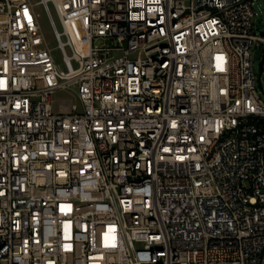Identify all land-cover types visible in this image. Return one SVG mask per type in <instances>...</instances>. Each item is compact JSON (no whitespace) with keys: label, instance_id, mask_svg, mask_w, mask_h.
<instances>
[{"label":"built area","instance_id":"built-area-1","mask_svg":"<svg viewBox=\"0 0 264 264\" xmlns=\"http://www.w3.org/2000/svg\"><path fill=\"white\" fill-rule=\"evenodd\" d=\"M252 5L0 0L1 262L264 264Z\"/></svg>","mask_w":264,"mask_h":264},{"label":"rangeland","instance_id":"rangeland-1","mask_svg":"<svg viewBox=\"0 0 264 264\" xmlns=\"http://www.w3.org/2000/svg\"><path fill=\"white\" fill-rule=\"evenodd\" d=\"M33 1L38 2L39 0H33ZM49 7L52 11L56 26H57L58 30L61 31L62 30L61 24L59 22V19L55 13V10H54L51 2H49ZM252 7H253L254 15L252 16L251 21L253 23L255 31L259 32L260 34H263L262 32H264V0H253ZM37 8L41 12V15H42L41 22H42L46 41H47L49 47L52 49V55H53L56 63L59 65V67L62 69H65L62 51H61L60 47L58 46V42H57V40L53 34V31H52V28H51L50 23L48 21V18L44 12L43 5L41 3H38ZM62 39L64 40L65 37L62 36ZM67 51L69 52L68 47H67ZM260 64L262 67L261 85L257 81L256 87H257V90L259 92V95H260L262 101L264 102V57H262L260 59H256L254 61V66H255V69L257 72H259V65ZM76 91H77L76 86H73L71 88H60V89H58L52 95L54 109L55 110L57 109V103L60 100H69L70 104H78L79 100H78V97L76 95ZM0 264H7V263L0 261Z\"/></svg>","mask_w":264,"mask_h":264},{"label":"water","instance_id":"water-1","mask_svg":"<svg viewBox=\"0 0 264 264\" xmlns=\"http://www.w3.org/2000/svg\"><path fill=\"white\" fill-rule=\"evenodd\" d=\"M261 52H262V48H257L256 49L255 59H259L260 58ZM261 72H262V68H261V64H260L259 65V75L261 74Z\"/></svg>","mask_w":264,"mask_h":264}]
</instances>
